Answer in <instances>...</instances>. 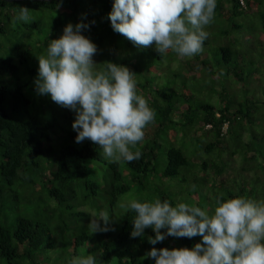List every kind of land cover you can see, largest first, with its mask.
<instances>
[{
	"label": "trees",
	"instance_id": "obj_1",
	"mask_svg": "<svg viewBox=\"0 0 264 264\" xmlns=\"http://www.w3.org/2000/svg\"><path fill=\"white\" fill-rule=\"evenodd\" d=\"M195 1L0 0V264H264V201L253 204L245 182L215 192L235 172L264 173V147L241 139L243 165L225 178L202 153L228 135V107H194L187 85L215 76L202 25L222 18L241 31L236 18L251 14L264 34V2L213 0L198 14ZM240 44L210 51L214 65L230 67ZM166 55L189 67L177 90L160 65ZM117 133L125 148L108 145ZM188 135L192 160L176 144ZM130 191L137 201L115 216ZM100 197L111 207L84 210Z\"/></svg>",
	"mask_w": 264,
	"mask_h": 264
},
{
	"label": "rangeland",
	"instance_id": "obj_2",
	"mask_svg": "<svg viewBox=\"0 0 264 264\" xmlns=\"http://www.w3.org/2000/svg\"><path fill=\"white\" fill-rule=\"evenodd\" d=\"M212 3L213 0H196L195 2L191 3V6H194V9H196L198 14H200ZM259 9V5L256 4H253L250 7V10L254 13ZM260 10L264 11V5H261ZM192 15L194 14L192 13ZM235 22L243 24L244 29H242L241 31L240 29L232 30L230 20H225L222 18L213 21H207L202 25L201 29L203 30V32H205L206 39H208V41L210 39L211 48L209 49L208 46L207 49H204L202 51L207 52L209 61L213 66L212 68L215 76L212 78H207L203 81H201V78L198 79V81L201 82H196V80L192 79L191 81L194 82V84L192 82L187 83V85L192 88L191 91L194 90V107L202 103L210 104L214 106L215 109L223 108L224 106L228 107V114L231 122L228 135L224 137L222 143L217 146L210 155L206 156L204 152L202 153V157L205 160H208L210 162L213 160L215 164L214 169L217 166H219L220 168L225 167V178L227 176V171L230 169L232 164L233 167L235 166L237 168L240 165H243V161L245 160L246 155V151L242 149L244 143L253 141L252 145L256 150H260L261 145L264 147V77H257L255 75L256 79H254L255 70L256 74L264 75V34L259 29L260 25L259 22H257V18L253 17V15L251 14H248L247 17L245 15L237 17ZM193 27L194 21L191 24V28ZM171 29L172 32L168 33V38L173 39L176 36L175 32L178 29H181V25L175 24L171 27ZM256 30L259 32L258 36L256 35ZM223 31H226L227 34L222 33ZM241 35L243 37L242 39L248 41V43H245L241 40ZM237 38L240 40L241 44L238 45L239 50H236L234 48V52H238L242 56L234 54L232 56L230 67H226L224 65H221L222 67H218L217 65H214L215 55H212L210 51H215V47L218 46L233 45ZM0 43L2 47L5 45V43L2 42V39H0ZM175 44L176 42L173 40L168 39L166 41V45H168V48H170L171 50H175ZM178 48L180 49V51H184L183 47L181 48V46H179ZM190 57H192V54L190 55ZM170 58L171 55L164 56L160 65L167 71V80H174L175 89L177 90L180 87L181 82L186 81L184 73L186 72V74L189 75V67H187L184 62H180L179 59ZM217 59L218 58L216 57V60ZM249 61H251V63ZM173 72L178 73L176 76H171ZM235 72L238 74L239 79H236ZM162 77H156V82H160V78ZM254 80H258V83H255ZM85 85L86 84H83L82 87H85ZM156 86L157 85L154 84V87ZM241 104H243L244 106L242 107ZM241 109L244 111V114L248 113V115H241L239 113L237 114V117H235L233 113ZM74 115L76 118H78L83 114L82 112H80V110H77ZM118 138V133L116 135L114 134L110 136L108 138V145L113 147L117 144L120 148H125L124 145H121ZM241 139L244 143H242ZM176 144L177 146H182V152L185 157H189L191 160L194 158V151L197 149V143L195 140H193V137L191 138V135L186 136L185 139L180 138ZM219 153L221 155V162L219 161L220 163H216L214 161V158L219 156ZM230 153L235 154L233 158H231ZM198 161H200L199 158ZM248 161L249 160L245 161V165L248 164ZM212 167L213 166H210L208 167V169ZM199 169H201V166L195 164L194 161V178H198L196 184L199 188L202 189L204 187L205 189L207 185H204V180L201 177L202 172H199ZM206 171L209 172V170ZM242 173L239 171L238 175V173L235 172L233 175L234 177L226 180V187H228L229 189L217 188L215 192H218L219 194H225V191L227 190L237 191L240 183L245 182L247 194L254 199L253 204H255L258 199L264 201V184L261 183V178L264 176V173L258 172L257 169ZM185 188L186 185L182 183L178 187H175L173 191H184ZM199 198L200 197L198 196L197 199ZM136 201V196L132 191L121 195L113 207L114 215L118 216L119 214L123 213L130 205H133ZM98 202H100L99 205L103 206V210L111 207L108 201H104L100 197L95 202L94 207L91 208L87 205L86 207H84V210L86 212H89L90 214L92 213L93 215H96L97 206H99ZM41 204L43 205V203ZM16 206H18V204H16ZM214 210L216 211V209ZM46 215V213L42 212L38 218L44 219ZM203 217L206 218L207 216L205 217L204 215Z\"/></svg>",
	"mask_w": 264,
	"mask_h": 264
},
{
	"label": "water",
	"instance_id": "obj_3",
	"mask_svg": "<svg viewBox=\"0 0 264 264\" xmlns=\"http://www.w3.org/2000/svg\"><path fill=\"white\" fill-rule=\"evenodd\" d=\"M1 1L12 2V1H23V0H1ZM31 1L44 2V1H51V0H31Z\"/></svg>",
	"mask_w": 264,
	"mask_h": 264
},
{
	"label": "clouds",
	"instance_id": "obj_4",
	"mask_svg": "<svg viewBox=\"0 0 264 264\" xmlns=\"http://www.w3.org/2000/svg\"><path fill=\"white\" fill-rule=\"evenodd\" d=\"M78 106H79V105H78ZM75 113H76V111L74 112V114H75ZM74 114H73V117L76 118ZM82 117H84V116H83V115L80 116V118H82ZM78 118H79V117H78Z\"/></svg>",
	"mask_w": 264,
	"mask_h": 264
},
{
	"label": "built area",
	"instance_id": "obj_5",
	"mask_svg": "<svg viewBox=\"0 0 264 264\" xmlns=\"http://www.w3.org/2000/svg\"><path fill=\"white\" fill-rule=\"evenodd\" d=\"M241 4H242V1H241Z\"/></svg>",
	"mask_w": 264,
	"mask_h": 264
}]
</instances>
